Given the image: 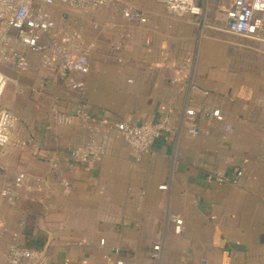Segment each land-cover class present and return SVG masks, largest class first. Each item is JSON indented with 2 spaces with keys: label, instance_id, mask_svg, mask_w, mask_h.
<instances>
[{
  "label": "crops",
  "instance_id": "0c3cea01",
  "mask_svg": "<svg viewBox=\"0 0 264 264\" xmlns=\"http://www.w3.org/2000/svg\"><path fill=\"white\" fill-rule=\"evenodd\" d=\"M121 1L148 23L132 26L118 8L89 15L55 9L58 25L94 45L82 97L38 55H28L24 72L4 69L0 108L15 113L16 137L31 145L12 144L1 156L0 264L14 242L41 251L44 264H155L157 243L158 264H264V43L225 31L217 6L229 0H197L204 19L172 16L156 0ZM83 99L108 125L166 118L174 132L139 154L110 130L106 157L84 166L72 148L106 129L77 117ZM190 108L197 136L183 123ZM206 109H220L224 122ZM238 171V184L208 180L211 172ZM21 172L27 178L12 206L1 193ZM173 214L184 220L180 235Z\"/></svg>",
  "mask_w": 264,
  "mask_h": 264
},
{
  "label": "built area",
  "instance_id": "2783aa9c",
  "mask_svg": "<svg viewBox=\"0 0 264 264\" xmlns=\"http://www.w3.org/2000/svg\"><path fill=\"white\" fill-rule=\"evenodd\" d=\"M156 1L172 16L205 18V9L198 5L197 0ZM112 8H118L121 19L132 26L141 27L148 23L146 14L121 0H0V103L9 83V77L4 72L5 67L18 72L28 70L30 54L40 56L43 67L47 70L61 71L68 78L69 90L82 97L85 91L84 78L89 73V56L94 45H84L78 30H73L68 25H58L55 9L62 15L73 12L89 15ZM217 18L223 22L228 34L264 43V0H229L217 6ZM94 28L98 26L95 25ZM124 36L131 38V34ZM81 105L77 111L78 118L85 124L88 122L94 124L93 129L97 132L106 129V134L101 139L92 138L87 144L72 148L73 160L84 166L99 163L106 157L113 142V137L109 135L110 130H114L116 136L139 154L149 152L158 138L174 132L166 118L154 124L133 125L120 121L108 125L105 121L95 120L90 115L89 104L85 99ZM196 113L197 110L194 108L187 109L183 120L188 132L194 136L200 134L194 126ZM204 113L218 122H224L220 109H206ZM61 120L67 121L68 118ZM17 127L18 119L15 113L10 109L0 108V171H5L1 156L8 146L14 144L27 148L31 145L29 141H22L16 137ZM225 128L228 132L232 131L230 126ZM242 175L241 171L232 177L211 172L208 180L238 184ZM26 178L27 175L21 172L3 189L2 198L9 205H15L20 199L19 192ZM63 185L68 186L69 183L64 181ZM160 189L167 190V186H161ZM170 221L174 234L180 235L184 225L183 218L173 214ZM104 243V240L100 241L101 246H104ZM161 255L162 244L157 243L153 246L150 259L158 264ZM44 260L41 251L14 242L8 247L2 264H44ZM117 264L125 262L118 261Z\"/></svg>",
  "mask_w": 264,
  "mask_h": 264
}]
</instances>
